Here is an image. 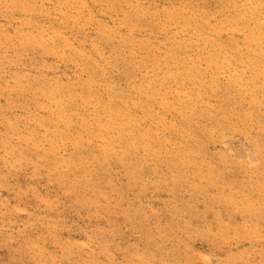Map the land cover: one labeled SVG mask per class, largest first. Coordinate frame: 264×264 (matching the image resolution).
Segmentation results:
<instances>
[{"label":"rangeland","instance_id":"374dc122","mask_svg":"<svg viewBox=\"0 0 264 264\" xmlns=\"http://www.w3.org/2000/svg\"><path fill=\"white\" fill-rule=\"evenodd\" d=\"M0 264H264V0H0Z\"/></svg>","mask_w":264,"mask_h":264}]
</instances>
